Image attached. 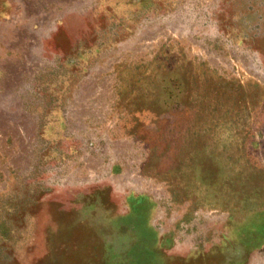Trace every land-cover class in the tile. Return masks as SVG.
<instances>
[{
	"label": "rangeland",
	"instance_id": "rangeland-1",
	"mask_svg": "<svg viewBox=\"0 0 264 264\" xmlns=\"http://www.w3.org/2000/svg\"><path fill=\"white\" fill-rule=\"evenodd\" d=\"M0 264H264V0H0Z\"/></svg>",
	"mask_w": 264,
	"mask_h": 264
}]
</instances>
